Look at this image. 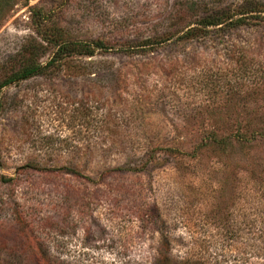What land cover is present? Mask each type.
<instances>
[{
  "label": "rangeland",
  "instance_id": "rangeland-1",
  "mask_svg": "<svg viewBox=\"0 0 264 264\" xmlns=\"http://www.w3.org/2000/svg\"><path fill=\"white\" fill-rule=\"evenodd\" d=\"M6 1L0 84L105 48L0 87V264H33L22 219L52 264H264V19L177 39L264 0Z\"/></svg>",
  "mask_w": 264,
  "mask_h": 264
},
{
  "label": "trees",
  "instance_id": "trees-1",
  "mask_svg": "<svg viewBox=\"0 0 264 264\" xmlns=\"http://www.w3.org/2000/svg\"><path fill=\"white\" fill-rule=\"evenodd\" d=\"M9 10V6L6 0H0V11H7ZM260 14V15H254ZM3 14H0V20L3 17ZM247 14V19L244 15ZM252 14V15H248ZM261 14H264V9L255 8L249 11H230L229 8L223 9L221 11H211L209 13H206L205 15L196 17V20L194 21L193 26L192 24H189L185 27L187 30L179 37H177L178 40L185 39V40H191L196 38H201L206 36L211 29H217L221 26L224 28H238L239 26H242L248 22V20L252 19H264V15L261 16ZM239 16L236 17L235 16ZM260 16V17H258ZM189 27V28H188ZM174 38V35L169 34V37L161 38L159 41L155 42L156 45H160L162 43H165L167 41H170ZM56 51L54 53V57L44 66H32V65H25L22 69L14 73L13 75L9 76L2 84H0V87L5 86L7 84H10L16 80H20L22 78H26L30 76L34 72L43 73L45 70L48 69L50 66V63L52 61L55 63V59L58 58V60H62L69 54L74 55H81V56H93L94 52L96 50L104 49L105 46L100 41H75V42H59L57 45ZM237 139L242 142H252L255 141L257 138H264V128L261 127H255L253 125H250L248 129L246 130L247 138L245 135H239L237 132ZM211 145L219 146L225 144V140L222 138L215 137L211 143ZM174 151L173 149L171 150ZM18 224L21 226V235L23 238V241L26 246V250L28 254H31V260L33 264H52V260L50 259L49 252L47 251V248L44 246V243L41 242L38 237L33 232V224L29 222L27 219H22L18 221ZM9 260L15 261L14 256L11 254L9 256ZM154 264H200L198 261L191 262L189 259H182L179 261H175L172 258H170L169 254L165 253H158L156 256V259L154 261ZM10 261L5 259L4 264H9Z\"/></svg>",
  "mask_w": 264,
  "mask_h": 264
}]
</instances>
